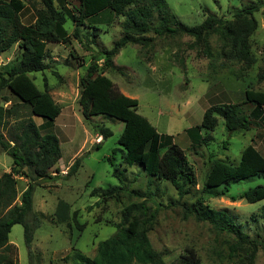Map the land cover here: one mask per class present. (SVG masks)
<instances>
[{"label":"rangeland","instance_id":"1","mask_svg":"<svg viewBox=\"0 0 264 264\" xmlns=\"http://www.w3.org/2000/svg\"><path fill=\"white\" fill-rule=\"evenodd\" d=\"M21 1L24 4L21 22L32 24L35 10L42 5L39 0ZM165 1L174 16L189 27L201 24L207 15L231 20L236 11L249 3L264 5V0ZM54 3L67 17L64 29L69 39L64 44L48 43L46 63L51 68L28 76L40 91L47 85L61 110L59 116L54 121L32 116L7 89L0 91V98L10 100L7 103L0 100L3 108H11L9 123L13 125L31 118L39 130L57 136L61 152L60 159L49 170L50 175L56 177L42 181L34 189L33 210L39 215L40 226L34 232L31 256L24 243L22 226L14 225L10 230L8 240L16 247V264H76L79 255L92 258L97 245L115 233L122 209L140 203L154 215L147 236L163 264H178L181 256L190 250L200 264H246L241 250L231 253L233 238L230 235L217 232L208 223L197 222L193 217L185 218L181 203L190 205L200 200L204 206L230 217L250 239L264 238V200L250 204L239 198L246 189L263 184L262 177L202 189L211 157L236 165L242 150L250 144L264 157L263 126L228 134L220 117L221 106L243 102L245 90L264 93L262 8L253 14L257 29L249 44L255 62L249 68L226 59L222 55V43L214 35L207 39L210 58L204 55L205 48L201 44L192 46L191 37L182 34L157 37L151 32L146 34L152 39L150 46H125L113 57V69L103 68L102 58L97 59L99 68L114 86L125 96L137 100V112L161 137V150L170 142L183 150L194 173L195 186L179 201L169 183L147 176L139 165L128 167L123 163L125 152L117 144L123 122L104 115L85 120L80 112L79 79L99 52L109 50L121 37L123 17L104 10L85 21L87 27L80 29L76 40L72 37L71 16L76 13L78 0H54ZM156 25L154 21L153 26ZM18 55V47L13 45L0 55V68L12 64ZM212 106L217 111L215 129L207 133L202 130L188 133L201 123L204 111ZM242 108L249 113V105ZM96 127L108 128L111 135L101 142ZM3 135L7 138L4 132ZM76 159H80L76 174L64 179ZM10 166L11 159L0 150V175ZM16 179L15 203L19 204L26 181ZM116 186L123 188L118 200L100 202L99 197L90 195L95 188ZM132 190L151 195L137 198L129 194ZM73 211L77 212L76 220L72 218ZM252 264H264V250L258 249Z\"/></svg>","mask_w":264,"mask_h":264},{"label":"trees","instance_id":"2","mask_svg":"<svg viewBox=\"0 0 264 264\" xmlns=\"http://www.w3.org/2000/svg\"><path fill=\"white\" fill-rule=\"evenodd\" d=\"M39 1L42 8L35 10L33 23L24 25L20 19L24 9L22 1L0 0V55L13 45H17L19 50L12 64L0 68V91L7 89L18 104L29 109L30 115L54 121L61 111L58 104L52 99L47 85L44 91H40L28 74L51 68L46 63V45L68 41L69 35L64 29L67 17L55 6L54 0ZM261 8L264 16V5L249 3L236 11L231 20L207 15L201 24L189 27L174 16L165 0H78L76 13L71 16L74 25L72 37L76 40L79 39L80 29L87 27L85 21L104 10H110L116 17L124 19L121 37L109 50H101L79 79L78 105L83 119L104 115L123 122L117 140L125 152L123 163L128 167L139 165L147 176L169 183L178 200H182L195 186L194 173L183 150L174 142L161 150V137L155 127L137 112V100L125 96L114 86L99 68L97 59L102 58L103 68L113 69V57L125 46H150L152 39L146 34L151 32L157 37L178 34L191 37L194 40L192 46L201 44L205 48L204 55L210 58L207 39L214 35L222 43L221 51L226 59L236 60L249 68L255 62L249 44L251 35L257 29L253 14ZM154 21L156 26H153ZM91 42L94 43V40ZM118 72L123 74L119 69ZM0 100L5 103L10 101L8 97H1ZM244 105L250 106L248 114L242 108ZM263 107L264 93L245 90L243 102L221 106L223 127L228 134L264 127ZM216 113L214 106L206 109L201 123L187 132L213 131L217 126ZM11 116V108L0 105V150L11 159L9 172L0 175V264H16V247L8 240L14 225L22 226L24 243L31 256L34 232L40 226L39 215L33 210L34 189L42 181L56 177L51 176L49 170L61 157L59 140L54 133L42 132L31 118L12 125L9 123ZM96 130L101 142L111 135L108 128L96 127ZM79 167L80 159H76L63 178L73 177ZM256 176L264 179V157L250 144L242 150L236 165L211 157L202 189L217 188ZM16 177L26 181L19 204L15 203ZM122 189L121 186L95 188L90 195L99 197L100 202L118 200ZM129 194L137 198L151 195L150 192L137 190ZM239 198L250 204L264 200V183L246 189ZM181 207L185 218L193 217L197 222L208 223L217 232L230 235L233 238L231 253L241 250L246 264H252L258 249L264 250V238L250 239L230 217L204 206L202 201L190 205L182 202ZM76 215L77 212L73 211L72 218L75 220ZM262 215L264 217V212ZM152 219L154 215L149 213L144 203L129 204L121 211L115 233L97 245L92 258L79 255L76 264H163L161 255L151 247L147 236ZM75 226L81 228L76 222ZM178 264H200V261L190 250L181 256Z\"/></svg>","mask_w":264,"mask_h":264},{"label":"crops","instance_id":"3","mask_svg":"<svg viewBox=\"0 0 264 264\" xmlns=\"http://www.w3.org/2000/svg\"><path fill=\"white\" fill-rule=\"evenodd\" d=\"M8 169H9V168H8ZM8 169H6V171H4V172H7V171H8ZM4 172H3V173H4ZM32 242H33V241H32ZM10 244H11V243H10ZM31 244H32V243H31Z\"/></svg>","mask_w":264,"mask_h":264}]
</instances>
